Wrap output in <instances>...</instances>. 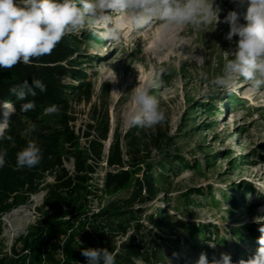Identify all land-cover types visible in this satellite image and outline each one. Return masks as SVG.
I'll return each mask as SVG.
<instances>
[{
	"label": "rangeland",
	"instance_id": "1",
	"mask_svg": "<svg viewBox=\"0 0 264 264\" xmlns=\"http://www.w3.org/2000/svg\"><path fill=\"white\" fill-rule=\"evenodd\" d=\"M216 3L222 9L221 20L229 10H234L239 13L241 23H246V2L216 0ZM229 30L224 23L198 30L186 26L168 36L162 35L163 42L159 44L158 23L126 34L118 44L98 38L90 27L66 35L77 39L83 62L79 68L93 87L89 103L72 105L74 130L82 137L80 147H87L83 137L97 114L100 120L108 117L110 123L105 157L116 134L122 137L132 132L145 134L151 150L145 153L142 164L130 168L135 179L152 166L160 173L157 166L167 157L175 168L165 173L167 183L156 198L145 205H136L131 217L117 218L109 225L119 244L129 237L138 222L152 229L150 217L156 220L160 211L169 216L167 235L151 243V247L159 246L158 259L149 264H197L201 253L206 254L209 264L222 253L229 254L233 264H238L239 260L254 255L259 247L258 229L264 222V98L253 94L242 78L232 94L213 93L207 100L201 95L205 87H210L211 79L222 73L224 50L235 49L238 37L231 42L225 39ZM136 86L149 87L165 112V121L152 129L129 128L124 122L132 107L131 91ZM4 108L0 103V122H5ZM48 116L56 123V113ZM153 133L162 139L160 149L151 148L153 143L148 139ZM65 165L71 167L72 162ZM108 171L104 161L93 176L90 189L95 196L89 202V212L97 213L112 202L125 200L133 191L132 185L117 192L107 191L104 177ZM46 183H53V177L48 176ZM45 195L42 191L16 209H26L31 214L29 227L19 230L22 215L16 218L11 213L6 220L16 232L11 239L20 240L18 248L22 247L21 240L38 228V209ZM37 196H41L38 203ZM65 241L62 238L56 242L58 261H62ZM8 249L2 244V250Z\"/></svg>",
	"mask_w": 264,
	"mask_h": 264
},
{
	"label": "trees",
	"instance_id": "2",
	"mask_svg": "<svg viewBox=\"0 0 264 264\" xmlns=\"http://www.w3.org/2000/svg\"><path fill=\"white\" fill-rule=\"evenodd\" d=\"M78 47L75 37L65 36L51 55L34 60L30 65L0 69V102L11 104L14 110L4 138L0 139V149H7L6 163L0 168V218L28 204L32 196L46 192L43 205L38 209V228L21 240L20 252L13 249L14 255L20 257L2 258L0 264H26L27 260L29 264H88L81 254L84 248H107L115 253L116 264H137L138 261L149 264L159 255V246L151 247L152 241L167 235L169 216L160 211L156 220L150 217L154 228L138 222L125 241L116 242L109 226L111 222L123 216L131 217L136 205H145L156 198L167 183L165 173L175 168L167 157L157 166L160 173L152 166L135 179L130 168L142 164L145 153L151 150L145 134L132 132L124 137L116 134L105 157L110 123L108 117L100 120L97 114L83 137L87 147H80L82 137L74 130L76 120L71 116L72 105L73 102L89 103L93 87L79 68L83 62ZM33 78L40 79L47 91L41 93L37 89L35 97H28L35 101V109L23 112L21 105L27 101L18 100L9 89L24 80L31 84ZM52 104L59 107L56 123L44 112ZM32 125H35L34 131L30 130ZM9 136L11 140L7 139ZM148 140L153 143L151 148H161L162 139L156 133ZM29 141L40 147L42 161L31 169H17L16 154ZM70 161L74 165L72 174L65 167ZM104 161L109 169L104 177V188L117 192L132 185L133 191L125 200L112 202L97 213L89 212V202L95 196L90 183ZM48 176L53 177V183H46ZM1 230L0 222V235ZM62 238H66L63 261H58L56 242ZM44 247L47 251L43 254ZM24 252H29L30 256L23 255Z\"/></svg>",
	"mask_w": 264,
	"mask_h": 264
},
{
	"label": "clouds",
	"instance_id": "3",
	"mask_svg": "<svg viewBox=\"0 0 264 264\" xmlns=\"http://www.w3.org/2000/svg\"><path fill=\"white\" fill-rule=\"evenodd\" d=\"M242 2L247 4L246 23H241L239 13L234 10H229L221 20L222 9L216 0H0V69L30 65L51 55L66 35L77 34L86 27L94 29L98 38L118 44L126 34L155 23L159 24L161 35L186 26L198 30L213 23L215 27L224 23L230 28L225 39L231 42L233 37H238L235 49L224 50L222 73L211 79L210 87H205L201 95L207 100L213 93L232 94L242 78L253 94L264 98V0ZM202 76L208 79L206 74ZM37 89L41 93L47 91L40 79L33 78L31 84L24 80L9 91L18 100L27 101L21 105V111L27 112L36 107L35 101L28 97H35ZM131 100V110L124 117L129 128L152 129L165 121V112L149 87L136 86L131 91ZM58 111L55 104L44 109L46 115ZM7 127L6 121L0 122V139L4 138ZM30 130L34 131L35 125ZM6 156L7 149H0V168L5 165ZM41 161L42 151L32 141L16 154L17 169H31ZM258 231L261 235L256 253L239 260L238 264H264V222ZM81 254L88 264H116L115 253L107 248H84ZM197 264H209L206 254H200ZM211 264L233 262L229 254L222 253Z\"/></svg>",
	"mask_w": 264,
	"mask_h": 264
},
{
	"label": "built area",
	"instance_id": "4",
	"mask_svg": "<svg viewBox=\"0 0 264 264\" xmlns=\"http://www.w3.org/2000/svg\"><path fill=\"white\" fill-rule=\"evenodd\" d=\"M1 105L5 106H10L11 109L13 110V106L11 104H6L3 102H0ZM72 162V166L71 167H65L67 168V170L72 174L74 172V165H73V161ZM16 210V209H14ZM12 210L9 213H5L1 215L0 218V222H1V235H0V259L5 258V257H9V258H13V259H18L20 256H15L13 253V249L16 248L18 250V252L21 251V248H18L19 245V241L20 240H16L15 242L13 241V239H11L12 237V233L15 232V230L12 228V226L8 225L6 223V218L14 211ZM4 225V226H3ZM16 233V232H15ZM8 241H10L8 243ZM2 244L6 245L9 247L8 250H2ZM47 251L46 247L43 248L42 253L44 254ZM23 255H27L30 256L29 252H24ZM61 259L63 261V244H62V255H61ZM26 264H29V260L26 261Z\"/></svg>",
	"mask_w": 264,
	"mask_h": 264
},
{
	"label": "bare ground",
	"instance_id": "5",
	"mask_svg": "<svg viewBox=\"0 0 264 264\" xmlns=\"http://www.w3.org/2000/svg\"><path fill=\"white\" fill-rule=\"evenodd\" d=\"M158 26V25H157ZM156 26V27H157ZM160 33V32H159ZM171 33H173V32H169V34H171ZM164 36V35H163ZM168 36V35H167ZM160 42H163V37H162V35L161 34H159V35H157L156 36V43L157 44H159ZM248 86V84H245L243 87L244 88H246ZM12 111V109H11V107L10 106H5V108H4V112H5V115L3 114L2 115V119L4 118V121H6L7 120V123L9 122V119H10V117H11V112ZM40 197L41 196H37L36 198H35V202H37L38 203V200L40 199ZM40 202V201H39ZM26 210V209H25ZM25 210H23V209H20V210H14L13 212H12V215L11 216H16V218H17V216H19V215H22V218L21 217H19V218H21V226H20V229L19 230H24L25 228H27V227H29V224H30V222H32L31 221V214H29V212H26ZM30 211V210H29ZM11 216H8V217H11ZM8 217L6 218V220H8ZM16 218H14V219H16ZM12 219V218H11ZM7 222V221H6ZM20 224V223H19ZM18 233V232H17Z\"/></svg>",
	"mask_w": 264,
	"mask_h": 264
},
{
	"label": "water",
	"instance_id": "6",
	"mask_svg": "<svg viewBox=\"0 0 264 264\" xmlns=\"http://www.w3.org/2000/svg\"><path fill=\"white\" fill-rule=\"evenodd\" d=\"M12 111H14V110H12ZM13 113H14V112L11 113V116L13 115Z\"/></svg>",
	"mask_w": 264,
	"mask_h": 264
}]
</instances>
